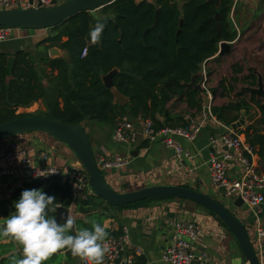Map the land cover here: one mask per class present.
<instances>
[{
    "label": "trees",
    "instance_id": "obj_1",
    "mask_svg": "<svg viewBox=\"0 0 264 264\" xmlns=\"http://www.w3.org/2000/svg\"><path fill=\"white\" fill-rule=\"evenodd\" d=\"M232 9L233 0H222L219 22L216 20L218 9L209 0H118L100 10L101 20L92 12L79 13L50 29L53 34L38 44L45 55L34 58L28 52L19 51L11 57L0 53V124L30 115L66 124L92 120L115 128L128 117L150 120L155 131L184 129L203 112L202 93L209 91L214 99L226 101L220 107H211L212 114L225 126L237 124L245 113L247 124L239 128L238 133L253 148L259 158L257 170L264 175V101L239 89L249 81L243 76L244 66L232 65V75L223 77L215 88L207 87V91L188 86L202 71L200 64L217 56L222 42H233L237 38L231 20ZM98 21L106 26L101 43L92 45L89 32ZM218 24L222 35L217 30ZM52 48L65 51L67 58L49 57ZM85 48L87 54L83 56ZM113 71H116L114 88L129 99L126 106L116 104L111 89L104 84L103 78ZM251 79L255 86L256 76ZM200 82L199 77L196 84ZM39 102L44 109L18 114L20 109ZM182 106L186 108L181 111ZM31 189H43L56 198L50 213L54 216L59 205L69 208L73 202L68 182H34L0 202V224L15 211L13 202L20 199L24 190ZM150 202L153 201L116 208L91 194L75 201L76 212L85 216L76 219V225L90 229L92 220L103 224L111 218L114 209L139 207ZM195 205L227 229L214 214ZM107 231L110 239L124 235L123 228ZM14 258H23L22 247L14 241L0 243V264H13ZM75 260L70 251L62 250L45 264H74ZM105 260L106 256L104 264ZM136 263L146 262L139 257Z\"/></svg>",
    "mask_w": 264,
    "mask_h": 264
},
{
    "label": "crops",
    "instance_id": "obj_2",
    "mask_svg": "<svg viewBox=\"0 0 264 264\" xmlns=\"http://www.w3.org/2000/svg\"><path fill=\"white\" fill-rule=\"evenodd\" d=\"M233 14L231 20L237 31V38L231 42L234 46L233 53L225 57H219L217 54L202 69L201 75L204 72L209 73L208 87H211V80H214L216 73L221 76L220 79L227 77L226 66L230 68L232 75L231 67L236 63L243 65L244 68H247L248 63L251 69L258 71L257 73L264 78V0H238ZM52 34L50 30H14L10 40L0 44V53H6L11 57L19 51L28 52L34 58L45 55L38 44ZM57 49L60 56L56 58H67L65 51ZM48 54L50 57V53ZM218 81H215L216 85ZM225 103V100L216 98L211 107H220ZM37 107L44 109L43 104L39 102L30 107L28 112L34 113L32 110L37 111L34 109ZM182 108L185 110L186 107ZM211 114L210 109L204 107L203 112L191 120L189 126L191 131L200 128L193 142L176 138L179 145L194 155L193 159L182 161L177 158L173 149L165 146L160 140L148 142L143 135L142 125L137 121H134L133 125L139 140L133 146L115 141L114 128L108 125L94 126L90 120H86L82 125L90 138L96 157L119 156L130 159V164L124 168L104 171L107 182L115 191L125 193L149 186L191 187L225 204L245 224L254 242L257 219L253 213L244 204L237 205V199L225 197L222 190L215 188L211 183L210 159L228 152L220 141L225 134L223 124ZM11 141L25 144L30 149L29 157L36 166L43 164L41 155L48 156L46 164L59 168L65 176H68L78 163L69 148L44 133L22 135L0 142V149ZM253 162L259 168L257 156L253 158ZM242 173L243 169L236 160L228 162L229 177L238 179ZM16 186L17 182L12 178L0 180V202L6 200L9 192ZM71 211L76 212L75 205L71 207ZM73 218L84 219L85 216L76 212ZM106 221L107 229L123 228L128 247L141 249L143 254L136 259L139 257L144 259L145 264H166L163 261L164 252L171 243L174 227L181 222H195L200 225L201 235L194 243V248L207 253L214 264H248L231 233L214 216L190 202L158 200L139 207L114 209L111 211V218ZM261 222L264 226V210ZM258 256L261 264H264V252ZM74 264L82 262L78 263L76 258Z\"/></svg>",
    "mask_w": 264,
    "mask_h": 264
},
{
    "label": "built area",
    "instance_id": "obj_3",
    "mask_svg": "<svg viewBox=\"0 0 264 264\" xmlns=\"http://www.w3.org/2000/svg\"><path fill=\"white\" fill-rule=\"evenodd\" d=\"M65 1L67 0H0V10L30 9L37 8L39 5L42 8H49L54 3L62 4ZM237 2L238 0H234L232 11L235 10ZM13 31L12 29L0 27V44L8 42ZM86 54L87 48L83 50V56ZM203 76L202 88L207 91L206 72H204ZM207 95L211 98L212 93L207 91ZM208 109L211 111V106ZM28 111L29 108L20 109L18 114H29L31 111ZM215 119L217 118L215 117ZM134 121L142 125L143 135L148 142L160 140L165 146L174 150L180 161L194 158L190 151L185 150L177 143L176 138L179 137L193 142L200 132L199 127L193 131L189 128H165L161 131H155L150 120L142 118L132 120L126 117L114 128V140L128 146L135 145L139 137L133 125ZM223 127L225 134L220 141L228 149V152L223 156H215L210 159L211 183L215 188L222 190L225 197L241 199L243 204L248 207L257 219L256 239L253 244L254 247L256 246L255 250L258 255L264 252V226L261 222V214L264 210V175L258 172V167L253 162L255 157L253 148L246 143L245 137L239 134L238 131H234L232 127L224 124ZM29 152L30 149L25 144L16 141L4 144L0 149V180L12 178L17 182L16 188L9 192L6 199H9L16 190L23 189L31 183L41 182L49 184L56 180L68 182L71 187L73 202L70 210L77 199H85L93 194L89 176L79 162L71 169L69 175L65 176L59 168L46 164L48 160L46 155H41L40 157L43 164L36 166L29 157ZM234 160L243 169L242 176L238 179L231 178L228 175V162ZM97 163L100 170L104 173V171L109 169L128 166L130 159L119 156L97 157ZM36 172L45 176L53 172L56 173L49 177L37 179L35 178ZM200 235L201 227L199 224L195 222L178 223L172 232L171 243L164 252L163 261L166 264H214L207 253L197 251L194 248V243ZM108 243L110 251L106 254L105 264H137L136 257L143 254L139 248L128 247L125 232L122 238L109 239ZM82 264H85V262L82 261Z\"/></svg>",
    "mask_w": 264,
    "mask_h": 264
},
{
    "label": "water",
    "instance_id": "obj_4",
    "mask_svg": "<svg viewBox=\"0 0 264 264\" xmlns=\"http://www.w3.org/2000/svg\"><path fill=\"white\" fill-rule=\"evenodd\" d=\"M118 0H67L62 4L54 3L49 8L30 9H12L0 10V27L12 30L22 31H44L53 29L62 23L68 21L75 15L82 12H94L115 3ZM222 0H209L217 7L216 20L221 18L220 4ZM160 11H158L159 13ZM219 35H222V27L217 25ZM232 45L228 42L220 44L219 56H225L231 52ZM50 57L60 56L57 48L50 50ZM201 69L205 63L200 64ZM116 71L111 72L103 78L104 84L111 89L115 103L120 106H126L129 99L114 88L113 77ZM201 78V74L193 77L192 82L188 85L196 90L203 92L202 81L196 84V79ZM250 96L257 98L264 97V84L262 77L258 75L257 87H246L241 89ZM204 107L208 108L214 102V95L211 98L202 93ZM245 125V113H242L241 120L232 126L234 131H238ZM44 133L60 144L65 145L74 154L77 161L89 176V183L92 193L102 198L107 204L116 208H122L146 201H158L165 199L184 200L202 206L204 209L214 214L221 222L225 224L231 235L238 243L240 250L248 264H261V261L255 250L249 230L242 221L222 202L213 197L197 191L191 187L184 186H149L138 190L119 193L115 191L107 182L105 174L100 170L97 157L92 148L90 138L82 124H66L60 121L52 120L46 117L26 115L5 123L0 124V142L13 139L18 136ZM61 203V197L59 199ZM237 205H243L241 199H237ZM75 211L59 205L56 208L55 216L58 223H63L64 219L70 216L73 218ZM77 262L81 263L79 257Z\"/></svg>",
    "mask_w": 264,
    "mask_h": 264
},
{
    "label": "clouds",
    "instance_id": "obj_5",
    "mask_svg": "<svg viewBox=\"0 0 264 264\" xmlns=\"http://www.w3.org/2000/svg\"><path fill=\"white\" fill-rule=\"evenodd\" d=\"M105 23L98 21L90 29L89 40L99 45ZM43 172V171H41ZM36 172L35 178L49 177ZM56 198L43 189L24 190L19 200L13 202L15 209L0 224V243L14 241L22 247L23 258L13 259V264H45L54 254L67 250L85 264H104L109 253L107 221L103 224L92 220L91 228H81L67 215L63 223L50 213Z\"/></svg>",
    "mask_w": 264,
    "mask_h": 264
},
{
    "label": "flooded vegetation",
    "instance_id": "obj_6",
    "mask_svg": "<svg viewBox=\"0 0 264 264\" xmlns=\"http://www.w3.org/2000/svg\"><path fill=\"white\" fill-rule=\"evenodd\" d=\"M233 12L234 11H232V14H231V17L234 15L233 14ZM240 38H242V36L240 37ZM228 43H231V42H228ZM231 45H232V43H231ZM233 50H234V46L232 45V49H231V52L229 53V54H227V55H230V54H232L233 53ZM220 51V50H219ZM227 55H225V56H227ZM218 56H219V53H218ZM225 56H222V57H225ZM220 57V56H219ZM206 64H208L207 62L205 63V66H206ZM236 64H238V63H236ZM234 65V64H233ZM231 69H232V67H231ZM258 71H256V70H253V69H251V66L247 63V68H244V77H248L249 78V81H247V83L246 84H242V85H240L239 86V89L241 90L242 88H246V87H257L258 86V73H257ZM206 74H207V85L210 83V76H209V73L208 72H206ZM203 75H204V73H203ZM203 75H201V81H203L204 80V76ZM252 76H256V78H257V82H256V85L255 86H253V81H252V79H251V77ZM259 76H261V75H259ZM262 77V76H261ZM222 79V78H221ZM221 79L218 81V83H217V85L216 86H218V84L220 83V81H221ZM262 81H263V84H264V78L262 77ZM242 91V90H241ZM257 99H259V100H264V97H262V98H257Z\"/></svg>",
    "mask_w": 264,
    "mask_h": 264
},
{
    "label": "rangeland",
    "instance_id": "obj_7",
    "mask_svg": "<svg viewBox=\"0 0 264 264\" xmlns=\"http://www.w3.org/2000/svg\"><path fill=\"white\" fill-rule=\"evenodd\" d=\"M93 13V15L95 16V17H97L99 20H101V18H102V14H101V11L99 10H97V11H94V12H92ZM213 67V68H212ZM211 68L212 69H214L215 71H216V68H214V66H212ZM226 74H227V77H230L231 76V70H230V68H228V66H226ZM223 73V71L221 72V74ZM220 75L219 74H217L216 73V75H215V78H214V80H211L212 81V84H211V87L210 88H215L216 87V82L215 81H218V79L220 80ZM223 77V76H222ZM215 86V87H214ZM264 101V100H263ZM34 109H37V111L36 110H32L34 113H36V112H38V110H40V107H37V108H34ZM181 111L183 110V108H181L180 109ZM92 123H94L93 125L95 126V125H104V124H101V123H99V122H96V121H92V120H90ZM92 125V126H93ZM108 127H110V126H108ZM91 136V139H92V137H93V135L91 134L90 135Z\"/></svg>",
    "mask_w": 264,
    "mask_h": 264
}]
</instances>
